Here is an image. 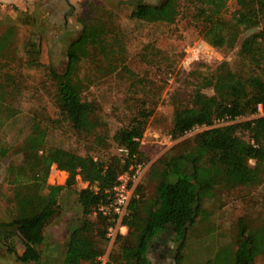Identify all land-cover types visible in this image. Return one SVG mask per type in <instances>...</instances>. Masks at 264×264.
Masks as SVG:
<instances>
[{
    "label": "rangeland",
    "instance_id": "obj_1",
    "mask_svg": "<svg viewBox=\"0 0 264 264\" xmlns=\"http://www.w3.org/2000/svg\"><path fill=\"white\" fill-rule=\"evenodd\" d=\"M164 1L0 0V115L4 117L0 122V153L2 147L7 152L0 154L1 220H11L15 210V177L8 168L22 163L21 148L34 124L47 132L41 148L57 146L81 155L108 158L113 154L120 156V145L114 138L118 131L129 126L141 109L148 110L140 156L148 162L150 172L158 160L180 150L187 140L205 129L199 126L175 137V107L191 106L197 89L212 95L214 90L207 82L221 62H228L235 70L254 68L256 64L250 57L241 59L239 50L250 34L260 33V43H264V7L260 24L242 33L233 47H216L204 39L201 23L194 16L198 0H179L172 21H144L131 16L140 3ZM237 7L236 1L231 0L227 15ZM86 24L103 26L108 43L106 50L101 49L105 44L89 45L88 56L79 63L83 97L97 103V113L106 124L96 131L104 137L102 144L95 142L94 135L85 136L73 128L56 103L57 85L50 72L51 68L66 70L68 48L82 35ZM249 118L243 116L237 121ZM244 137L250 140L247 134ZM69 175V171L53 164L48 182L66 184ZM88 185L77 176L73 188L63 193L62 213L46 229L41 260L26 264H63V245L82 217L77 190ZM157 185L158 181L149 179L148 173L141 184L145 199L156 196ZM201 208L183 249L184 264L215 261L222 246L236 250L241 218L253 226L264 224V183L217 186L204 195ZM8 237L21 252V242L11 234ZM120 241L118 237L105 240L98 258L100 264L109 261ZM162 258L169 260L163 254ZM0 264L24 263L0 243ZM256 264H264V254L256 256Z\"/></svg>",
    "mask_w": 264,
    "mask_h": 264
},
{
    "label": "trees",
    "instance_id": "obj_2",
    "mask_svg": "<svg viewBox=\"0 0 264 264\" xmlns=\"http://www.w3.org/2000/svg\"><path fill=\"white\" fill-rule=\"evenodd\" d=\"M231 0H198L195 18L201 23L203 37L216 47L234 46L240 35L260 24L264 0H235L237 8L227 15ZM260 4V6H258ZM179 0H165L159 4L140 3L132 11L133 18L174 20ZM106 32L103 26L86 24L82 35L71 42L65 71L51 68L57 88L55 100L79 134L95 136L102 144L104 137L97 130L106 124L99 116L96 102L84 99L79 63L89 54V45H103L106 50ZM260 33L247 36L239 54L256 65L235 70L226 61L216 67L207 85L212 95L197 89L191 106H176L172 132L183 136L195 126H208L187 140L180 150H173L150 168L149 179L158 181L157 194L147 200L137 189L124 222L128 234L118 236L120 245L106 264H184L189 233L201 212L205 194L217 186H254L264 183V115L237 121L239 117L264 109V43ZM3 44L2 42H0ZM6 110V109H5ZM10 115L12 113L10 112ZM150 111L141 109L129 126L114 136L119 145L132 152H141V139ZM217 119H227L223 125H214ZM4 117L0 115V122ZM247 134L250 140L244 135ZM47 132L34 124L22 146L21 164H11L8 173H14L15 210L11 220L0 219V243L16 254L21 263L38 262L46 229L62 213L61 196L73 188L77 176L89 185L77 190L82 217L67 237L63 249V264H100L106 228L111 218L95 214L97 206L108 198L107 190L118 176L128 169V158L109 155L108 158L81 155L57 146H45ZM1 155L7 153L1 148ZM69 171L66 184L48 182L50 169ZM98 190L93 189V185ZM237 249L218 248L215 261L207 264H256V256L264 254V224L253 226L245 218L239 220ZM13 235L22 244L16 249ZM4 235V236H3ZM163 256H169L165 262Z\"/></svg>",
    "mask_w": 264,
    "mask_h": 264
},
{
    "label": "built area",
    "instance_id": "obj_3",
    "mask_svg": "<svg viewBox=\"0 0 264 264\" xmlns=\"http://www.w3.org/2000/svg\"><path fill=\"white\" fill-rule=\"evenodd\" d=\"M261 115H264V109L260 105L258 113L252 115L251 118ZM217 121L218 125L229 122L227 119H217ZM196 127L199 126L194 128ZM202 127L207 128L208 126L203 125ZM118 153L121 157L129 159L128 169L118 176L117 183L107 190V200L100 203L94 212L95 214H102L111 218L112 222L106 228V238L111 241L120 236V234L126 235L128 225L124 222V218L128 214L129 204L133 197L139 196L137 189L149 173L148 162L138 152H132L127 146L120 145ZM93 189L98 190V186L96 184L93 185ZM98 258L100 259L101 256Z\"/></svg>",
    "mask_w": 264,
    "mask_h": 264
},
{
    "label": "flooded vegetation",
    "instance_id": "obj_4",
    "mask_svg": "<svg viewBox=\"0 0 264 264\" xmlns=\"http://www.w3.org/2000/svg\"><path fill=\"white\" fill-rule=\"evenodd\" d=\"M163 264H165V263H163Z\"/></svg>",
    "mask_w": 264,
    "mask_h": 264
}]
</instances>
